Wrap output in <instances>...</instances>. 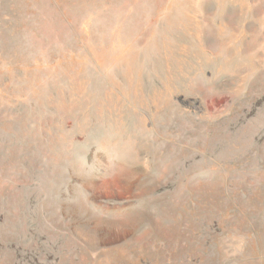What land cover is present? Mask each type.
I'll return each mask as SVG.
<instances>
[{
    "label": "rangeland",
    "instance_id": "rangeland-1",
    "mask_svg": "<svg viewBox=\"0 0 264 264\" xmlns=\"http://www.w3.org/2000/svg\"><path fill=\"white\" fill-rule=\"evenodd\" d=\"M0 264H264V0H0Z\"/></svg>",
    "mask_w": 264,
    "mask_h": 264
}]
</instances>
